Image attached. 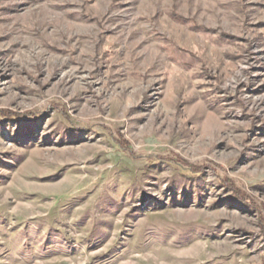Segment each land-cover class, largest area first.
I'll use <instances>...</instances> for the list:
<instances>
[{
  "label": "rangeland",
  "instance_id": "374dc122",
  "mask_svg": "<svg viewBox=\"0 0 264 264\" xmlns=\"http://www.w3.org/2000/svg\"><path fill=\"white\" fill-rule=\"evenodd\" d=\"M0 264H264V0H0Z\"/></svg>",
  "mask_w": 264,
  "mask_h": 264
},
{
  "label": "trees",
  "instance_id": "16d2710c",
  "mask_svg": "<svg viewBox=\"0 0 264 264\" xmlns=\"http://www.w3.org/2000/svg\"><path fill=\"white\" fill-rule=\"evenodd\" d=\"M232 190H233V189H232ZM234 192H236V193H237V191H235V190H234Z\"/></svg>",
  "mask_w": 264,
  "mask_h": 264
}]
</instances>
